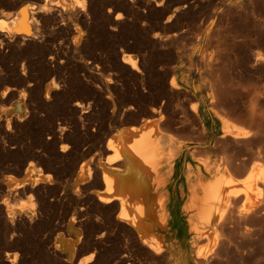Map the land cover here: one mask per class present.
I'll list each match as a JSON object with an SVG mask.
<instances>
[{
	"label": "bare ground",
	"instance_id": "bare-ground-1",
	"mask_svg": "<svg viewBox=\"0 0 264 264\" xmlns=\"http://www.w3.org/2000/svg\"><path fill=\"white\" fill-rule=\"evenodd\" d=\"M133 1L115 0L114 9H131ZM165 1L152 0V4L159 8ZM198 1L176 5L163 24L193 16L202 7ZM224 1L214 16L230 3ZM85 3L41 0L35 6L26 2L11 18L9 11H3L0 57L9 59L16 50L27 54L36 48L33 12L45 27L59 21L57 30L68 39L66 47L59 50L62 57L76 51L91 52L82 39L88 24ZM120 19L117 13L111 28L117 27ZM151 37L154 40L156 36ZM48 59H53L52 54ZM120 61L128 71L142 72L135 55L124 53ZM212 77L204 78L195 91L181 88L176 78L166 80L171 103L173 99L185 103L173 106L168 116L161 111L166 107L160 105L140 110V116L131 118L135 106L122 108L114 104L112 95L103 98L92 91V101H70L57 115L64 118L46 129L42 127L46 120L39 118L32 100L27 99V110L22 106L26 88L17 89L7 84L9 79L0 80V100H11L17 92L15 102L3 114V126L0 115V132L18 136L13 144L20 146V155L16 153L8 165L19 176H6L0 187L1 209L9 225L40 226L44 221L37 224L35 199L45 204L41 190H47L64 194L53 206L57 218L51 231L55 236L47 255L64 264H73L82 252L88 255L75 264H110L115 257L104 248L110 241L121 243L115 264H264V84L256 82L258 89L253 88L247 101L241 102L245 113L236 118L228 111L238 110L239 101L225 89L224 79ZM52 88L45 83L42 94H37L48 116L58 109L52 103ZM98 104L110 106V110L99 111ZM120 114L129 115L122 121L128 126L117 130ZM98 118H102L100 126L94 124ZM93 126L102 130L103 136L89 143L85 138ZM177 137L186 140L175 142ZM43 161H47L46 172L39 166ZM52 170L56 171L53 178L47 173ZM45 220L41 226H51L54 221ZM111 228L117 233L111 234ZM6 247L13 252H5L0 263L16 264L15 245Z\"/></svg>",
	"mask_w": 264,
	"mask_h": 264
},
{
	"label": "rangeland",
	"instance_id": "rangeland-1",
	"mask_svg": "<svg viewBox=\"0 0 264 264\" xmlns=\"http://www.w3.org/2000/svg\"><path fill=\"white\" fill-rule=\"evenodd\" d=\"M78 1L81 2L82 0ZM197 1L166 0L161 7L155 8L152 0H134L131 9L123 7L115 10V0H92V2L85 0L86 22L88 24L84 29L81 27L85 31L82 39L87 41V44L91 47V52L89 49L83 51L84 53L80 51L71 52L66 59L58 54L60 49L66 47V40H68L57 30L59 21L56 20L53 24L45 27L43 22L38 19L36 13L33 12L35 10L33 9L32 12L34 14L32 13V15L37 20H35L34 24L36 36L33 40L38 44V48L36 46L37 49L34 48L33 51L27 54L16 50L13 53L14 57H11L13 59L7 58L3 60L0 57V80L9 79L7 84L13 85L17 89L26 88L27 97L22 106L27 110V102L32 100L31 102L35 112L39 114V118L46 120L42 125L45 129L50 124L56 125L58 119L64 118V116L61 117L59 115L60 117H57V115L60 114V110L66 109V105L69 106L76 99L86 100L84 103H87L91 100L93 92L102 95L101 97L112 95L114 104L120 105L122 108L123 106H135L132 112L133 116L131 114L130 116H121L120 114L116 118L117 125L121 123V125H118L117 130H120L123 126H128L127 123L122 122L125 118H128V116L131 118L135 116L134 118H136L141 115L139 112L151 106L155 108L160 105L166 107V109L161 111L168 116L171 114L170 111L173 106L185 104L181 99L176 102L173 99L174 101L171 103V99L167 96L168 85H166L170 78H176L181 88L195 91L204 84V78L210 79L213 75L212 78L219 76L224 79L225 89L233 97L236 96L235 98L239 101V111L229 110L228 112L236 118L237 116L241 117L245 113L243 112L245 108L241 106V102L245 103L247 101L251 92H254L252 91L253 88L258 89L256 88L257 81H261L264 84V0H228L230 3L225 6L226 8H223L224 11L222 9L219 12L217 17L214 16L215 10L224 0H203L204 2L199 0L198 2L202 4V7H199L193 13V16L187 15L184 17V15L176 21L172 20V22L163 24L173 7L182 3L191 2L193 4ZM26 2L38 6L41 0H15L14 2L0 0V14L3 11H9L10 18L15 17L17 9ZM117 13L121 14L120 24L115 28H111ZM152 34L156 36L154 40L151 37ZM4 49L3 47L2 50ZM6 53H9L8 49H6ZM124 53L136 56L137 65L142 70L141 73L136 75L126 69L120 61ZM51 54L53 59L49 60L48 56ZM204 65L208 68L204 69ZM214 68L216 73L212 70ZM45 83L53 85L52 94H55V99L53 98L52 103L57 105L58 108L49 116L46 112L44 113L42 105L37 98L38 95L42 94ZM27 84H29L28 87ZM262 92L264 93V89ZM16 93V91L13 92L14 98L11 100H0L2 126L4 125L3 114L6 115L7 109L15 102ZM263 98L264 94L261 100L264 105ZM70 101L72 102L70 103ZM35 106H37L38 110ZM96 107L99 111L105 108L102 104H98ZM105 110L108 112L110 106L106 107ZM155 117L157 115L153 116V118ZM94 124L100 126L102 118H98ZM97 126L89 129L90 136L85 138L89 143L96 142L103 136L102 130L98 131ZM15 136L11 132L9 135L6 134V136L0 132V187H3L2 184L6 176H19L11 166L8 167L15 154L20 155V146L17 147V144H13V142L19 140V137ZM104 138L106 139L107 137ZM181 138L173 139H176L175 142L186 140ZM12 146H14V150ZM10 148L12 149L10 150ZM1 149H4V151ZM15 150L16 152H14ZM238 153L240 151L236 154L239 155ZM46 162L43 161L39 164L42 172H46L44 170L47 165ZM54 172L56 171H47L52 178L56 175ZM41 193L46 196L45 202H47L44 204L38 197L36 198L37 200L35 199L37 204L36 219H38L36 221L42 219L41 222H45V218L51 219L50 221L54 220L51 226H41L44 222L41 223L39 221L37 224L41 223L40 226L34 224L30 229L29 227L16 224V222L12 228L2 212V205L0 204V259L5 252H13L6 247L9 244L15 245V251L18 253L16 264H64L62 260L47 256L52 252V237L55 236V233L51 231L57 218L55 217L57 214L54 216V207L57 205L59 198L64 197V194H55L47 190L45 192L41 190ZM24 200H22L23 205L28 203L26 200V202H23ZM45 208L47 212L44 211ZM51 217L54 218L52 219ZM114 230V228H111V234L117 233V230ZM104 248L111 251L110 256L112 258L115 257L109 263L115 264L119 255L118 250L121 249V243L106 242ZM112 253L117 254L115 256ZM86 255H88L86 252L80 253L73 264ZM96 256L97 254H95L93 260L96 259Z\"/></svg>",
	"mask_w": 264,
	"mask_h": 264
}]
</instances>
